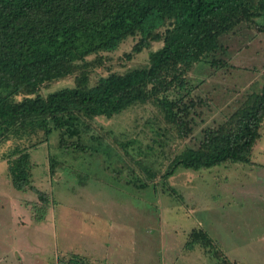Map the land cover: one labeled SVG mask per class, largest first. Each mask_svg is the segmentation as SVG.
Returning <instances> with one entry per match:
<instances>
[{"label":"rangeland","instance_id":"obj_1","mask_svg":"<svg viewBox=\"0 0 264 264\" xmlns=\"http://www.w3.org/2000/svg\"><path fill=\"white\" fill-rule=\"evenodd\" d=\"M263 24L264 14L241 21L220 37L226 49L216 56L222 65L199 62L188 70L194 106L185 134L146 102L91 121L86 136H104L111 157L74 150V138L62 148L56 132L39 143L36 136L2 142L0 264H264V122L249 161L178 168L162 176L175 154L199 145L206 127L222 123L245 96L259 92ZM137 40L128 36L114 50L87 56L94 62L89 84L145 66L149 51L161 46L152 42L127 57ZM75 75L47 82L39 93L74 86ZM161 129L165 134H156ZM129 140L136 142L125 153L118 143ZM15 145L29 154L30 185L23 190L12 186L7 171L6 157ZM142 165L153 171L146 187H138L147 176ZM193 231H204L210 244L187 245Z\"/></svg>","mask_w":264,"mask_h":264},{"label":"trees","instance_id":"obj_2","mask_svg":"<svg viewBox=\"0 0 264 264\" xmlns=\"http://www.w3.org/2000/svg\"><path fill=\"white\" fill-rule=\"evenodd\" d=\"M263 14L264 0H0V144L35 136L39 143L56 132L62 148L74 138L69 143L74 150L111 157L104 136H86L91 121L146 102L159 107L165 122L185 134L194 106L186 73L199 62L222 65L216 56L226 49L220 37L241 21ZM260 28L264 30V24ZM134 35L138 40L127 57L161 42L149 51L147 64L111 72L89 84L94 62L86 57L114 50ZM74 73V86L39 93L43 84ZM263 122L264 83L222 123L206 127L197 147L175 154L162 176L167 178L178 168L249 161ZM160 131L156 134H165ZM133 142L118 144L128 153ZM28 159L27 147L19 145L6 157L10 182L18 190L30 185ZM56 161L51 159V167ZM141 169L148 177L138 187H146L153 171L147 165ZM35 219H40L37 212ZM197 243L210 244L204 231L191 233L187 245Z\"/></svg>","mask_w":264,"mask_h":264}]
</instances>
